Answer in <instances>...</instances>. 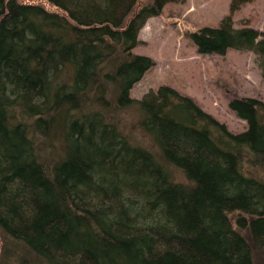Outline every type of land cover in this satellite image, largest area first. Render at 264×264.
Listing matches in <instances>:
<instances>
[{"label": "trees", "instance_id": "16d2710c", "mask_svg": "<svg viewBox=\"0 0 264 264\" xmlns=\"http://www.w3.org/2000/svg\"><path fill=\"white\" fill-rule=\"evenodd\" d=\"M168 1L0 0L10 264H254L264 249V102L230 99L247 123L232 133L171 86L129 94L154 64L132 51L138 31ZM245 1L188 35L200 53L252 50L264 78V32L232 18ZM130 106L144 140L113 116Z\"/></svg>", "mask_w": 264, "mask_h": 264}, {"label": "rangeland", "instance_id": "374dc122", "mask_svg": "<svg viewBox=\"0 0 264 264\" xmlns=\"http://www.w3.org/2000/svg\"><path fill=\"white\" fill-rule=\"evenodd\" d=\"M37 2V0H30ZM232 0H177L164 4L157 15L146 19L138 31L134 53L144 54L154 64L133 84L129 94L140 99L161 85H168L179 93L190 96L204 110L224 123L232 133L247 128L244 119L229 108L233 97L251 96L264 102V78L252 50L227 48L223 54L200 53L189 37V32L201 26H216L230 13ZM234 26L244 25L264 32V0H247L232 12ZM261 38V37H259ZM113 116L126 123V129L139 140H144L134 123L141 117L133 106L117 109ZM131 133V132H130ZM48 150L47 161L53 160L59 150ZM176 180L186 181L182 171L172 168ZM231 213V217L234 214ZM246 233V230H241ZM8 245L0 233V264H10L13 257L4 253ZM253 248L254 264H264V249ZM6 258V259H5ZM29 264H45L30 260Z\"/></svg>", "mask_w": 264, "mask_h": 264}]
</instances>
